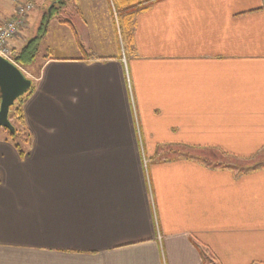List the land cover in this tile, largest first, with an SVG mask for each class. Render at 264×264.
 Masks as SVG:
<instances>
[{"label":"crops","instance_id":"obj_1","mask_svg":"<svg viewBox=\"0 0 264 264\" xmlns=\"http://www.w3.org/2000/svg\"><path fill=\"white\" fill-rule=\"evenodd\" d=\"M111 4L67 1L29 66V152L0 135V264H264V163L229 166L264 153V0H155L126 38Z\"/></svg>","mask_w":264,"mask_h":264},{"label":"trees","instance_id":"obj_2","mask_svg":"<svg viewBox=\"0 0 264 264\" xmlns=\"http://www.w3.org/2000/svg\"><path fill=\"white\" fill-rule=\"evenodd\" d=\"M45 1L48 2V7L46 11L42 13L39 19L35 34L30 39H28L18 51L15 52L14 62L19 68L29 67L35 61L39 52L40 42L47 33L49 20L54 14L58 13L69 0ZM153 1L155 0H111L113 3V9H116L118 13L117 25L121 36H124L125 38L127 37L125 29L122 26V21L129 20L128 16L131 15L129 12ZM30 81L31 86L29 90L19 97L9 108L8 120L14 128V132L11 134L7 130L3 129L7 134L9 142L13 145L19 157L21 158H24L29 152L32 141L31 132L26 126L23 115V106L34 91L35 83L33 80Z\"/></svg>","mask_w":264,"mask_h":264},{"label":"water","instance_id":"obj_3","mask_svg":"<svg viewBox=\"0 0 264 264\" xmlns=\"http://www.w3.org/2000/svg\"><path fill=\"white\" fill-rule=\"evenodd\" d=\"M30 86L31 81L16 66L0 57V129L14 132L8 120L9 108Z\"/></svg>","mask_w":264,"mask_h":264},{"label":"rangeland","instance_id":"obj_4","mask_svg":"<svg viewBox=\"0 0 264 264\" xmlns=\"http://www.w3.org/2000/svg\"><path fill=\"white\" fill-rule=\"evenodd\" d=\"M9 2H10V0H9ZM32 2H33V6H34L32 12H30V15H32L31 16L32 19L30 20V24L28 26V31H27L28 33L26 32V34L28 36V39H30L35 34L36 27L38 25L39 19H40L42 13H44L46 11L47 7H48V2H46L45 0H32ZM111 7H112L111 8V16H112V18L114 20L115 27H117L116 26V23H118L117 22L118 13H117V10L116 9L115 10L113 9L112 4H111ZM13 51H14V49H13ZM14 52H16V50ZM18 69L23 73V75L26 78H28L30 80H32V77H34L35 75H37V67L35 69L33 68L32 70H30L29 67H25V68H19L18 67ZM1 133H5V131L3 129H0V135H1ZM179 151L180 152L182 151V154L187 153V152H192L191 154H194V153L197 152L196 150L191 151V150L183 149V148H180V147H179ZM198 152H199V155H195V156H198L197 158H199V157L206 158L207 159V162L209 161V162H213L214 163V162H216V161H218V160L221 159V155H219L220 153L218 154L217 152H211V151H206V152L198 151ZM230 162L233 165H229V166H232L233 168H237L239 166L240 167L241 166L242 167L243 166H247V167H251V166L257 167V166H260V165H257V164L264 163V153L258 154L255 157V159H253V160H251L249 162H244V163H246L248 165H236L237 162L234 161V160H230ZM244 163L242 162V164H244Z\"/></svg>","mask_w":264,"mask_h":264},{"label":"built area","instance_id":"obj_5","mask_svg":"<svg viewBox=\"0 0 264 264\" xmlns=\"http://www.w3.org/2000/svg\"><path fill=\"white\" fill-rule=\"evenodd\" d=\"M14 5V16L0 23V57L18 68L14 62L15 52L11 41L27 24L28 15L34 6L32 0H10Z\"/></svg>","mask_w":264,"mask_h":264}]
</instances>
